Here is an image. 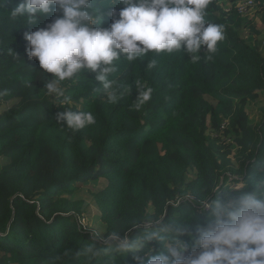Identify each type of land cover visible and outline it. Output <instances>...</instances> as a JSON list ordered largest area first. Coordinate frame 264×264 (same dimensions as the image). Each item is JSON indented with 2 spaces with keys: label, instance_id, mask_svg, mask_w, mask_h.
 Returning a JSON list of instances; mask_svg holds the SVG:
<instances>
[{
  "label": "trees",
  "instance_id": "16d2710c",
  "mask_svg": "<svg viewBox=\"0 0 264 264\" xmlns=\"http://www.w3.org/2000/svg\"><path fill=\"white\" fill-rule=\"evenodd\" d=\"M210 0L205 19L224 26L212 59L203 49L192 62L183 49L150 52L129 62L115 61L116 102L105 96L95 74L84 70L59 82L71 103L51 95L44 84L52 79L38 61L27 56L26 32L45 27L50 14L36 25L11 12L21 0H0V264H85L78 255L93 232L81 218L85 208L73 195L79 185H107L93 195L103 235L121 236L142 217H164L185 223L193 232L211 217L193 209L189 198L231 199L237 189L264 178V104L251 123L245 111L264 93V55L248 45L240 31L254 27L234 7ZM239 0H228L234 4ZM261 11L264 0H250ZM108 0H99L105 8ZM117 9L122 5H113ZM110 17L102 21L103 27ZM156 61L154 68L147 64ZM137 84L151 87V100L136 108ZM91 112L95 124L73 131L56 119L62 111ZM221 130V126H223ZM235 133V138H228ZM5 160V161H6ZM131 238L140 233L133 229ZM190 245L191 238L182 237ZM162 244L138 253L145 260ZM90 264H135L133 254L102 256Z\"/></svg>",
  "mask_w": 264,
  "mask_h": 264
},
{
  "label": "clouds",
  "instance_id": "9594fccd",
  "mask_svg": "<svg viewBox=\"0 0 264 264\" xmlns=\"http://www.w3.org/2000/svg\"><path fill=\"white\" fill-rule=\"evenodd\" d=\"M105 8L99 0H21L11 12L13 18H23L28 25L55 14L45 27L26 32L27 56L38 61L52 79L44 87L49 94L71 103V96L57 87L59 82L72 80L84 70L95 74L110 102L119 99L117 81L111 79L117 71L115 61L123 56L129 62L150 52L172 53L183 49L192 62L200 60L203 49L211 60L217 43L224 39V26L206 21L210 0H108ZM122 5L119 9L113 5ZM3 4H0L2 6ZM111 18L108 27L102 26ZM156 66L151 60L147 68ZM136 108L149 102L152 88L137 84ZM56 119L73 131L95 124L91 112L62 111ZM240 194L231 199H212L213 193L195 200L193 209L207 213L211 220L196 231L185 223L166 221L164 217H142L133 222L121 236L116 231L106 235L93 234L78 254L90 264L102 256L133 254L135 264H264V178L253 186L237 189ZM140 235L133 239L131 230ZM189 237L191 245L182 239ZM162 244L146 260L139 255L151 244Z\"/></svg>",
  "mask_w": 264,
  "mask_h": 264
},
{
  "label": "rangeland",
  "instance_id": "374dc122",
  "mask_svg": "<svg viewBox=\"0 0 264 264\" xmlns=\"http://www.w3.org/2000/svg\"><path fill=\"white\" fill-rule=\"evenodd\" d=\"M220 5L225 13L229 12V10L234 7V4L229 3L228 0H222ZM261 16V11L257 5H255L252 10L248 11L246 15L241 16L249 23V25L253 26L255 31L259 34L252 35L248 28H243L240 31V37L246 41L248 45H253L252 41H255L254 44L258 46L260 53L264 55V24L262 23ZM16 101L17 100L15 99L10 102L3 103L0 107V114L15 104ZM263 104L264 93L262 92L259 93L257 101L248 102L246 104L245 111L251 123H256L259 120L260 110L263 107ZM235 136V133H232L228 137L230 139L229 141H232ZM5 160L6 159H0V167L7 162V160ZM106 185V180L101 179L96 184H89L86 186L79 185L77 191L71 196L62 195L71 201H81L83 203V207L86 212L81 218L82 225L89 231L93 232V234H98L100 236H103L104 226L101 225L98 220L99 211L94 204L93 195L104 189Z\"/></svg>",
  "mask_w": 264,
  "mask_h": 264
},
{
  "label": "built area",
  "instance_id": "2783aa9c",
  "mask_svg": "<svg viewBox=\"0 0 264 264\" xmlns=\"http://www.w3.org/2000/svg\"><path fill=\"white\" fill-rule=\"evenodd\" d=\"M255 6L254 3L250 0H239L236 3H234V10L237 12L239 16H244L247 14L248 11L252 10ZM223 126H221V130H223Z\"/></svg>",
  "mask_w": 264,
  "mask_h": 264
}]
</instances>
